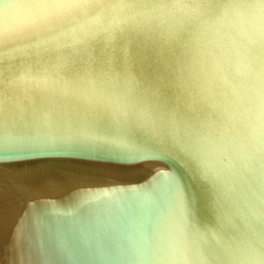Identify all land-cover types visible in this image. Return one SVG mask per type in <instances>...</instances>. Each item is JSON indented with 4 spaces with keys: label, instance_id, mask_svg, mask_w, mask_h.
Masks as SVG:
<instances>
[{
    "label": "water",
    "instance_id": "95a60500",
    "mask_svg": "<svg viewBox=\"0 0 264 264\" xmlns=\"http://www.w3.org/2000/svg\"><path fill=\"white\" fill-rule=\"evenodd\" d=\"M0 264H264V0H0Z\"/></svg>",
    "mask_w": 264,
    "mask_h": 264
}]
</instances>
